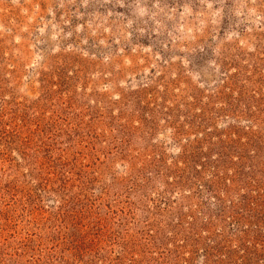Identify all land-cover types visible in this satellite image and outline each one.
Instances as JSON below:
<instances>
[{
	"label": "rangeland",
	"instance_id": "obj_1",
	"mask_svg": "<svg viewBox=\"0 0 264 264\" xmlns=\"http://www.w3.org/2000/svg\"><path fill=\"white\" fill-rule=\"evenodd\" d=\"M0 264H264V0H0Z\"/></svg>",
	"mask_w": 264,
	"mask_h": 264
}]
</instances>
